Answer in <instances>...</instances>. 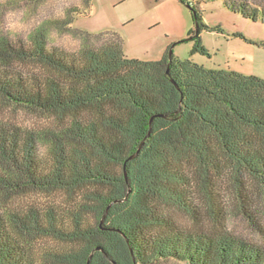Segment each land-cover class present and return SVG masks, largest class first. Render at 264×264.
Listing matches in <instances>:
<instances>
[{
    "label": "trees",
    "instance_id": "trees-1",
    "mask_svg": "<svg viewBox=\"0 0 264 264\" xmlns=\"http://www.w3.org/2000/svg\"><path fill=\"white\" fill-rule=\"evenodd\" d=\"M188 4L192 51L206 54L198 34L211 28ZM230 5L264 25V2ZM74 33L67 51L44 26L0 31V103L47 121L0 120V264H264V79ZM229 201L262 240L227 228Z\"/></svg>",
    "mask_w": 264,
    "mask_h": 264
},
{
    "label": "rangeland",
    "instance_id": "rangeland-1",
    "mask_svg": "<svg viewBox=\"0 0 264 264\" xmlns=\"http://www.w3.org/2000/svg\"><path fill=\"white\" fill-rule=\"evenodd\" d=\"M233 1L236 0H91L88 10L83 0H0V31L26 37L32 30L44 26L48 44L67 51L80 46L75 28L93 34L115 32L122 39L124 54L130 58L158 60L170 47L179 59L189 58L209 69H225L264 79V25L259 17L252 20L233 10L230 5ZM188 2L197 6L203 23L211 28L202 29L198 34L206 54L192 51L195 41L190 37L195 27ZM68 20H71L69 24ZM0 120L27 128L47 124L39 114L2 103ZM32 196L27 199L31 200ZM32 199L59 203L61 196ZM225 205L229 230L247 240H262L232 201ZM174 217L187 227L213 226L206 213L193 224L179 212ZM158 264L184 263L162 261Z\"/></svg>",
    "mask_w": 264,
    "mask_h": 264
},
{
    "label": "water",
    "instance_id": "water-1",
    "mask_svg": "<svg viewBox=\"0 0 264 264\" xmlns=\"http://www.w3.org/2000/svg\"><path fill=\"white\" fill-rule=\"evenodd\" d=\"M171 55H172V49L169 48V52H168V60H169V62L171 61ZM149 134H150V132L147 133L146 137H148ZM143 142H144V140H142V142H141V144L139 145V147L137 148L136 152L133 153L131 156H129V159L134 158V157L138 154V152H139V150H140V147H141V145L143 144ZM124 175H125V177H126V173H125V172H124ZM103 217H104V216H103ZM102 222H103V218L101 219L100 223H102ZM97 249L102 250L100 247H97ZM91 255H92V252H91V254L89 255L87 261H89Z\"/></svg>",
    "mask_w": 264,
    "mask_h": 264
}]
</instances>
